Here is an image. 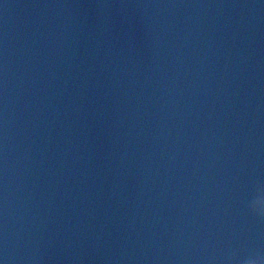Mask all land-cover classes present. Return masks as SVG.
<instances>
[{"label": "water", "instance_id": "1", "mask_svg": "<svg viewBox=\"0 0 264 264\" xmlns=\"http://www.w3.org/2000/svg\"><path fill=\"white\" fill-rule=\"evenodd\" d=\"M256 196L264 0H0V264H264Z\"/></svg>", "mask_w": 264, "mask_h": 264}, {"label": "clouds", "instance_id": "2", "mask_svg": "<svg viewBox=\"0 0 264 264\" xmlns=\"http://www.w3.org/2000/svg\"><path fill=\"white\" fill-rule=\"evenodd\" d=\"M261 186L258 185L257 188H259ZM258 199V197L256 196L255 198H253L249 204V208H250V211L252 213H254L255 215L259 216L260 218L264 219V209H259L257 207L254 206V202ZM233 259V254L231 256L228 257V261H229V264H230V261Z\"/></svg>", "mask_w": 264, "mask_h": 264}]
</instances>
